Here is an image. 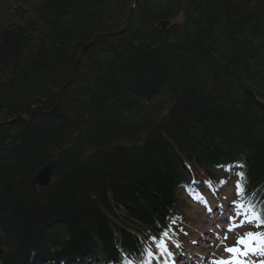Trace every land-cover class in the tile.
<instances>
[{
	"label": "trees",
	"instance_id": "obj_1",
	"mask_svg": "<svg viewBox=\"0 0 264 264\" xmlns=\"http://www.w3.org/2000/svg\"><path fill=\"white\" fill-rule=\"evenodd\" d=\"M238 170L264 200V0H0V264L182 243Z\"/></svg>",
	"mask_w": 264,
	"mask_h": 264
},
{
	"label": "snow or ice",
	"instance_id": "obj_2",
	"mask_svg": "<svg viewBox=\"0 0 264 264\" xmlns=\"http://www.w3.org/2000/svg\"><path fill=\"white\" fill-rule=\"evenodd\" d=\"M241 169H246V165L243 163L238 165ZM238 182L236 185L238 201H233V207L235 209L234 215L228 217L229 227L227 228L225 235L221 238L217 236L220 244H225L227 240V232H234L236 228L243 227L245 224H253L256 228H264V200L256 199L249 200L247 203L243 200V197L253 195L255 193L248 192V178L247 172L241 171L236 173ZM243 178V182H240V178ZM260 203V209L257 210L255 204ZM211 211V208L208 209ZM239 220V223L236 221ZM175 223V220L172 221ZM151 243L145 241L141 247L135 252H128L120 256L117 264H153V261L157 258V252L160 256L167 255L171 260V264H175V255L169 249V241L171 240L170 231L161 230L157 236L149 238ZM176 247H180L179 244ZM219 247V245H216ZM155 248V251L153 250ZM225 252L228 253V257H220L218 259H208L207 264H257V261H250L249 256H264V231L246 232L242 236H237L236 243L234 245L225 244ZM118 251H122L118 249ZM214 255V254H213ZM258 264H264V259H260Z\"/></svg>",
	"mask_w": 264,
	"mask_h": 264
},
{
	"label": "rangeland",
	"instance_id": "obj_3",
	"mask_svg": "<svg viewBox=\"0 0 264 264\" xmlns=\"http://www.w3.org/2000/svg\"><path fill=\"white\" fill-rule=\"evenodd\" d=\"M170 22V21H169ZM126 23V24H125ZM127 26V20L124 21V27L123 29ZM187 210L189 208H186ZM190 218L195 221H199V219H201V216H202V211L203 209H199L198 207L196 206H192L190 207ZM189 213V211H188ZM214 213V212H213ZM223 218V215H219V218L218 220L221 222L223 221L222 220ZM206 221L203 222V225H207L208 227L212 226V224L216 221L214 219L213 216H206ZM237 223H239V220L236 221ZM229 227V224H224L220 227H214V228H209L208 232H204L202 235H200L201 237H199L200 239L202 238V243H203V247L201 248H198L195 246V243L194 242H189V246H188V253L190 254V257H192L193 253L195 250H200V252L202 253L201 255H193L195 258H197V260L200 261V263L198 264H207V260L208 259H218L220 257H225L227 258L228 257V253L225 252V244L231 246V245H234L236 243V239H237V236H242L244 233L246 232H256L258 231V228H256L253 224H245L243 227H239V228H236V230L234 232H227V240L225 241V244H220V241L219 239H217V236L219 237H223L225 235V232L227 230V228ZM212 229L216 230L217 234H215V236H213L212 234ZM215 233V232H214ZM203 238H206L208 239L207 242H205L203 240ZM200 239L197 240L196 242H200ZM197 244V243H196ZM206 245V246H205ZM216 245H219V247H216ZM208 247V248H206ZM214 254V255H213ZM184 261L185 259L182 258ZM248 259L250 261H257V264L259 262L260 259H264V256H249ZM163 263V262H161ZM171 263V262H170ZM175 264H179L177 263V260L175 259ZM183 264V263H181Z\"/></svg>",
	"mask_w": 264,
	"mask_h": 264
},
{
	"label": "water",
	"instance_id": "obj_4",
	"mask_svg": "<svg viewBox=\"0 0 264 264\" xmlns=\"http://www.w3.org/2000/svg\"><path fill=\"white\" fill-rule=\"evenodd\" d=\"M126 24V23H125ZM169 21H162L160 25H167ZM76 71V67L73 69V76L70 79L69 83L72 82L74 78V74ZM58 166V160L53 159L49 161L45 166H43L30 180L31 185L38 186V187H45L49 185L53 179L55 168ZM22 179L17 177L14 181L7 183L8 187L16 186L17 184L21 183Z\"/></svg>",
	"mask_w": 264,
	"mask_h": 264
},
{
	"label": "bare ground",
	"instance_id": "obj_5",
	"mask_svg": "<svg viewBox=\"0 0 264 264\" xmlns=\"http://www.w3.org/2000/svg\"><path fill=\"white\" fill-rule=\"evenodd\" d=\"M123 30H124V29H121L120 31H123ZM87 46H88V45H86V46L84 47L83 50H85V49L87 48ZM71 78H72V77H71ZM71 78H70V79H71ZM70 79L68 80L67 84H70V83H69ZM73 79H74V78H73ZM72 81H73V80H72ZM236 167H237V169L239 168L238 165H237ZM56 168H57V167H56ZM56 168H55V169H56ZM241 171H242V170H238L237 172H241ZM234 172H235V171L232 170V171L229 172L228 174L230 175V173H234ZM54 173H55V171H54ZM190 177H192V175H190ZM225 182H226L225 179H224V178H221V179H220V182H219V185H224V184H226ZM191 183L197 184L198 182H196V181H192ZM203 184H204V182H203ZM201 186H202V185H201ZM45 187H46V186H45ZM198 188H201V187H198ZM90 259H93L92 256H88V257H87V260H90ZM85 261H86V259H85V260H81V259H80L79 261H75V263H84ZM90 263H92V262H90ZM44 264H46V263H44Z\"/></svg>",
	"mask_w": 264,
	"mask_h": 264
}]
</instances>
